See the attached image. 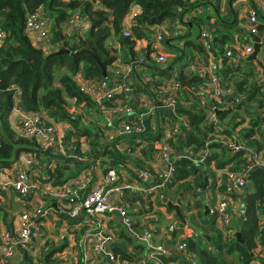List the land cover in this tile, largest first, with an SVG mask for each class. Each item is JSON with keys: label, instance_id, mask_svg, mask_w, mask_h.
Returning <instances> with one entry per match:
<instances>
[{"label": "trees", "instance_id": "obj_1", "mask_svg": "<svg viewBox=\"0 0 264 264\" xmlns=\"http://www.w3.org/2000/svg\"><path fill=\"white\" fill-rule=\"evenodd\" d=\"M204 1L206 0H0V27L6 33L0 45V169L10 166L23 151L31 152L40 165L50 164V158H56L50 151L39 149L34 140L18 135L11 128L8 116L15 95H18L21 109L44 111L49 117L70 124L73 128L71 134L76 137L72 144L76 146L75 152L78 155L88 154L93 159L100 158L104 164L116 169L124 167L127 162L140 163L137 156L130 152L136 147L134 134L119 135L112 142H102V133L109 129L105 121L100 124L91 120L89 125H85L81 115L75 113L74 106L86 108L87 114L90 110H97L96 105L79 91L75 76L80 74L95 81L112 79L108 68L120 60L131 66L126 81L138 94H154L155 89L175 75L173 71L176 66L184 78H190L191 87L200 88L203 78L196 72H186L185 67L204 62L200 60L205 55L203 42L210 45V50L219 64L220 74L234 83L235 90L244 96V99L236 105L230 99H224V105L232 102V106L216 112L219 120L217 124H207L205 114L208 107L200 104L203 94L192 90L191 87L179 89V105L176 112L186 117L188 128L175 141L176 145H173L179 150L208 149L207 165L214 160L219 169L229 164L232 170L240 169L241 165L247 163L243 150L231 152L220 141H212L207 146L205 142L208 138H213L218 131V134L228 135L244 145L255 148L256 151L264 149V82L259 84V74L256 73L259 65L256 59L235 62L226 54L234 35H237L240 42L249 38L246 30L236 21L232 4L235 0L228 1V9L226 4L220 8L217 6L219 3L210 2L214 13L212 16L207 15L206 19L197 13ZM132 5H138L139 12L131 18L130 35H125L124 18ZM38 9L50 20L52 49L48 52L33 45L25 32L26 14ZM256 9L261 17V11ZM73 15H78L88 22L86 31L79 32L74 29L72 34H68L63 30L62 24ZM212 17L214 21L210 22ZM161 24H166L160 32L163 43L174 53L164 66L156 64L146 56L147 52L151 51V39L154 34L151 28ZM194 25L198 28L197 42L189 39ZM204 29L209 31L210 38L205 39L202 36ZM140 41L146 43L142 49L144 53L136 52V45ZM60 49L63 50L61 53H54ZM141 55L145 62H139ZM143 67L151 70L152 78L145 81L142 79L138 69ZM72 97L77 100L75 105L68 102ZM184 101L188 102V105H184ZM141 136L151 138L146 132ZM79 137H85L89 144V150L84 153L79 148ZM123 142L128 144L129 152L118 149L117 144ZM155 150L157 149L151 144L141 149L142 154ZM60 159L56 158L54 169L49 171L54 184L63 183L74 175L73 171L79 170V165L72 160H68L72 162L68 166V161L65 162L66 165L62 164L60 161L63 160ZM67 169L72 172L66 173ZM249 175L250 181L241 195L244 216L238 226L236 225L239 238L235 236L232 240H227L217 230L214 217L205 220L203 203L198 200L190 203V198H196V188H204L205 178L210 182L207 183V188L214 189L215 174L210 169L196 166L188 158L175 162L172 181L167 183V187L178 186L176 193H179L177 198L181 201V214L195 231L192 235L179 239V243H185L187 252L196 254L195 264H250L254 259L261 257L264 252V228H260L264 217V166L252 168ZM176 193L172 194L173 198L177 196ZM193 208L198 209L201 223L194 222V216L190 215ZM1 212L6 226L10 227L2 205L0 214ZM175 218L178 219V229L174 225L169 231L173 237V240L168 242L170 245L177 243L174 237L181 234L183 226V221L177 215ZM123 233L121 232L120 239H126L137 255L123 247L126 246L124 239L122 245L115 247L113 251L133 263L139 259L137 257L146 249V245L138 239L134 241L127 238ZM208 237L209 242L213 243L214 251L200 247ZM76 241L79 243V238ZM48 243L44 245L43 259H39V263L41 260V264H57L55 254L61 251L66 243L62 246ZM169 251L168 255L156 253L160 262L149 261L147 264H166L179 258L178 251L170 248ZM24 260L26 264H33V258L28 254H24ZM261 264H264L263 258Z\"/></svg>", "mask_w": 264, "mask_h": 264}, {"label": "built area", "instance_id": "obj_2", "mask_svg": "<svg viewBox=\"0 0 264 264\" xmlns=\"http://www.w3.org/2000/svg\"><path fill=\"white\" fill-rule=\"evenodd\" d=\"M138 8V5L136 8L131 6L124 18L125 35H130L131 18L139 12L136 11ZM256 8L257 6L250 5L243 17L242 27L249 38L245 42H240L236 36L227 50L226 54L235 62L248 59L253 52L254 35L258 33L260 24L263 25L260 50L261 45L264 46V7L260 9L261 17ZM199 12L200 10L197 11ZM65 23L70 25L69 30L66 29ZM62 27L67 33L74 29L84 32L88 29V22L78 15H73L62 24ZM161 30L154 32L152 36L149 59L164 66L172 55L163 48L165 45ZM25 32L32 44L34 42L35 46L40 47L44 52L52 49L50 20L41 9L26 14ZM202 36L205 39L210 38L209 31L204 29ZM5 37L6 33L0 27V45ZM203 45L205 55L200 60L204 62L191 65L190 70H194L193 72L198 73L204 80L200 104L208 107L205 114L206 123L217 124L216 112L229 108L232 102L234 105L239 104L244 96L235 90L231 80L224 79L220 74L219 64L210 50V45L207 42H203ZM256 60L264 66L262 61ZM139 62H145V58L140 57ZM259 67L262 69L260 65ZM130 70L129 64L117 60L108 68L112 79L95 81L77 74L75 81L79 91L96 105L105 125L109 127L110 132L105 131L107 142H112L119 135L134 134L133 141L136 147L130 152L141 159H144L141 149L148 144L157 149L151 152L148 166L137 167L134 162H127L124 167L116 169L104 164L100 158L93 159L88 154L78 155L75 152L76 146L72 144L76 140V137L71 134L72 129L60 128L61 124L66 125L67 122L53 119L44 111L21 109L18 95H15L9 112V124L13 125L11 128L20 136L34 140L39 149L50 151L54 157L73 159L76 165H79V170L63 183L54 184L50 179L49 171L54 169L56 158H50V164L40 165L31 152L25 151L21 152L10 166L0 169V199L9 197L12 192L15 194L16 201L20 198L28 200L29 206L15 214L10 209L6 210L10 227H7L4 221H0V264H16L17 257L24 254L33 258V264H40L39 259H43L42 253L45 249L40 224L51 210L65 215L81 228L79 243L76 244L74 234L67 232L69 225L66 222L63 224L61 232L65 234H59V240L63 241L67 238L71 246L76 244L78 248L73 250L72 260L61 257L59 262L56 261L57 264H77L75 260H79V264L80 262L82 264H132L127 259L121 258L111 248V244L118 242L121 236H119L121 227L112 224L110 222L112 220H116L125 231L139 237L148 245V253L137 261V264H147L149 261L160 262L156 253L168 255L169 248L154 247L151 243L152 236L146 231L139 235L135 232L134 224L139 213L143 212L142 217L154 213L153 206L156 201L166 200L167 183L172 181L175 162L181 158H188L196 166L210 169L215 174L214 189L209 190L203 202H213L212 207L208 208V214L215 218L216 228L222 237L232 240L236 236L237 221L240 222L244 216L241 195L246 191L247 176L252 168L264 166V149L256 151L255 148L224 134H218L216 131L213 138L206 140L205 145L212 141H220L231 152L243 150L247 163L237 170H232L231 164L219 169L214 160L207 165L208 149L179 150L173 143L176 145L175 141L185 133L188 123L186 117L176 112L179 105L178 91L181 89L177 76L174 75L165 80L153 91L154 94H138L126 81ZM260 77L264 82L263 75ZM224 99H230L232 102L224 105ZM68 102L70 105H75L77 100L72 97ZM184 105H188V102L184 101ZM163 112H167V116L161 117ZM146 119L150 120L151 126L146 127ZM145 132L150 134L151 138L141 136ZM79 141L82 153L89 150L85 137H79ZM117 147L129 152L126 142L118 143ZM37 165L39 168H36ZM81 166L84 167L81 168ZM208 183H210L209 180ZM203 190L206 191L203 188H196L197 199H200ZM34 200L36 202H33ZM151 215V219H157V216ZM147 219L149 218L144 217V220ZM145 225L148 226L146 222ZM260 228H264V217L260 222ZM37 247L42 251L38 256H36ZM174 249L187 253L185 243H179ZM177 263V260H173L166 264ZM190 263L195 264V261L190 260ZM180 264L184 263L181 261Z\"/></svg>", "mask_w": 264, "mask_h": 264}, {"label": "crops", "instance_id": "obj_3", "mask_svg": "<svg viewBox=\"0 0 264 264\" xmlns=\"http://www.w3.org/2000/svg\"><path fill=\"white\" fill-rule=\"evenodd\" d=\"M221 2V0H211V3L212 4H214V3H220ZM233 8H234V10H235V12H236V21H237V23H238V25L239 26H241L242 27V23L244 22V13H245V11H246V9L250 6V5H255V6H257V8L260 10V9H262L263 7H264V0H235L233 3ZM132 6H135V8H136V5H132ZM241 6V8L239 9V7ZM136 11H139V8L136 10ZM210 16H212V15H210ZM213 22L214 21V18L212 17V18H210V22ZM235 20H233V22H234ZM165 25L166 24H161V25H159V26H154V27H152V30L154 31V32H156V31H160L161 29H163L164 27H165ZM69 30V29H68ZM73 31L74 30H72V31H70L68 34H72L73 33ZM78 31V30H77ZM80 32V31H79ZM236 36L237 35H234L233 36V38L232 39H234V38H236ZM197 35L196 34H193L192 33V35L190 36V40H192V41H195V42H197ZM33 45H35V43L33 42ZM146 45V43L144 42V41H140V42H138L137 43V45H136V52H140V53H144V52H142V49H143V47ZM165 45V44H164ZM226 45V44H225ZM163 48H165L166 50H167V52L170 54V55H173V53H171L170 52V50L168 49V47L167 46H164ZM142 56V55H141ZM147 56V55H146ZM187 69V68H186ZM176 71H177V75H178V73H179V69H178V66H176ZM186 72H188L187 70H185ZM138 73H139V75L142 77V79L145 81L146 79H148V78H152L151 77V70H149V69H145L144 67L143 68H139L138 69ZM175 74V73H174ZM181 74V73H180ZM176 75V76H177ZM184 78V77H183ZM178 79V78H177ZM184 79H188V77H185ZM190 79V78H189ZM191 85V84H190ZM202 88H203V86L201 85V87L200 88H196V87H191V89L192 90H195L196 92H198V93H202ZM143 94H145L144 92H143ZM161 113H162V111H161ZM167 112H163V114L161 115V117H165V116H167ZM11 120H12V116H11ZM9 122H10V116H9ZM145 125H146V127H148V126H151V123H150V120L149 119H146L145 120ZM12 125V124H11ZM13 126V125H12ZM108 131V130H107ZM108 132H110V131H108ZM101 141L103 142V141H105V137L103 138V137H101ZM151 152L152 151H148V152H146V154H142L143 155V158L144 159H141V158H138V157H136V156H134V157H136V158H138L139 160H140V163H136L135 162V164L137 165V167H142V166H148V163H149V159H150V154H151ZM134 155H135V153H133ZM62 160H72V162L73 163H75V161L73 160V159H68V158H66V157H63V158H61ZM76 164V163H75ZM70 169H73V168H70ZM69 172H72V171H66V173H69ZM73 173H77V171H73ZM97 179V178H96ZM177 185L176 186H174V187H170L169 186V188L166 190V199L167 200H169V201H171L172 203H176L177 202V200H178V192L176 193V190H177ZM203 189H205L206 191H204L203 190V193H201V196H200V199H197V196H198V194L196 195V198H194V199H191L190 198V203L192 204V203H194V201H200V202H202L203 203V208L204 209H206V206L209 208V207H212V205H213V202L212 201H204L203 202V199H205V198H207V195H208V193L210 192L209 190V188H207V186H205V188H203ZM168 193H169V196H168ZM173 193H176L177 194V196L175 195V197L173 198L172 197V194ZM180 200V199H179ZM16 201V200H15ZM186 203V202H185ZM143 206H144V204H143ZM153 208H154V213H155V216H157V219L155 220V219H151V218H149V219H147V220H144V217H142L144 214H143V212L142 213H139L138 215H137V218H136V221H135V224H134V229H135V232L136 233H138L139 235L140 234H142V232L143 231H146L148 234H150V236H152V244L154 245V247L156 246V247H160V246H163V247H168V248H170V249H174V248H176V245H178L179 244V239H181L182 237H184V236H189V235H192L193 234V228H191L190 226H189V224H187V221L185 220V218L183 217V219H181L182 221H183V226H182V231H181V234L180 235H178V236H175L174 238H175V240L177 241V243H175V244H173V245H170L168 242L170 241V240H173V237H171V234L170 233H168L167 235H166V233H161L162 235H164L163 236V238H162V241H156V238L160 235V233H159V231L156 229V227L157 226H159V225H161L162 224V222H163V220H162V218L164 217H166V215H163V213H162V211L164 212L165 210L166 211H172L173 212V210H170L168 207H167V205H166V203H165V201H156V204L153 206ZM142 211H145V210H142ZM157 211H159L160 212V215L159 214H157L156 212ZM206 211V210H205ZM175 212V211H174ZM61 215V214H60ZM177 215V214H176ZM190 215H193L194 216V222H197V223H201V220H200V216H199V214H198V209L197 208H193L192 209V211H191V214ZM190 215H188V216H190ZM198 215V216H197ZM64 216V215H63ZM204 216H205V220H208V219H210V215L208 214V212H204ZM178 217V216H177ZM45 218V217H44ZM43 218V219H44ZM56 219H58L57 217H55ZM179 218V217H178ZM174 219H177V218H175V215H174V218H173V220ZM68 221H69V229H68V231H69V233H71V234H74V237H75V239H77V238H80V233H81V228H79V225H77V224H75V221H71V220H69V219H67ZM178 220V219H177ZM175 221V220H174ZM59 222H61L60 224H61V227L63 226V224H65V221H64V219L63 218H59ZM112 224H117L119 227H121V230H120V233H119V236L121 235V232H124L123 233V235H125L127 238H130V239H132V240H140V241H142L139 237L137 238V237H135V236H132L130 233H128L127 231H125L124 229H123V227L116 221V220H112V221H110ZM142 222H144V224H142ZM145 222L148 224V226L147 225H145ZM67 223V222H66ZM237 223H240L239 221H237ZM68 224V223H67ZM150 224H152L151 226H150ZM45 225H48V222L47 221H44V220H42V222H41V224H40V233L42 234V236L44 235V233H45V235H46V232H44L43 233V231H42V227H44ZM157 225V226H156ZM174 227H176L177 229H178V225L176 226H174ZM173 226H172V229L174 228ZM181 228V227H180ZM171 230V229H170ZM195 232V231H194ZM152 233V234H151ZM79 234V235H78ZM50 235H48V237H49ZM44 238V237H43ZM159 238V237H158ZM45 239V238H44ZM124 239V238H123ZM123 239L121 240V242H114V243H112L111 244V248L114 250V248L115 247H118V246H120V244L122 245V242H123ZM126 239H124V241H125ZM63 242V241H62ZM139 242V241H138ZM125 243H126V246H123L128 252H133V249H132V247H131V245L130 244H128L126 241H125ZM142 243H144L146 246V249L144 250V251H142L139 255H138V257L137 258H139V259H137L136 261H134L135 262V264H137L136 262L137 261H139L142 257H145V254L146 253H148V245L144 242V241H142ZM205 243H209V244H211V246H208V247H206V248H208V250L209 251H214L215 249L213 248V243L212 242H209V237H208V239H207V241L205 242ZM62 244V243H61ZM125 245V244H124ZM53 246H55V245H53ZM59 246V245H58ZM65 247V246H64ZM172 251V250H171ZM168 252H170V251H168ZM175 252V251H174ZM178 252H180V251H178ZM178 252H177V254H178ZM181 254L179 255L178 254V256H179V258L178 259H176L177 260V264H180V262L182 261L184 264H191L190 263V258L188 257V254L186 253H182V252H180ZM193 256H194V258H196L197 259V257H196V254L194 253V252H190ZM132 254V253H131ZM137 255L136 254V252L134 251L133 252V255ZM264 254V252H262V255ZM141 255H143L142 257H141ZM140 256V257H139ZM180 258H181V260H180ZM175 260V261H176ZM18 262H20V264L22 263V264H26V262H25V260H24V256L22 255L21 257H19V261ZM174 263H176V262H174Z\"/></svg>", "mask_w": 264, "mask_h": 264}, {"label": "rangeland", "instance_id": "obj_4", "mask_svg": "<svg viewBox=\"0 0 264 264\" xmlns=\"http://www.w3.org/2000/svg\"><path fill=\"white\" fill-rule=\"evenodd\" d=\"M228 1L229 0H221V2L217 6H219L221 8V7H223L226 4L225 7L228 9ZM204 2L205 3L201 5L202 7L200 8V12L199 13L201 14L202 18L206 19L207 15H212L214 13V9H213L212 6H210L211 0H206ZM240 8H241V6L239 7V9ZM65 26H66V29H69V27H70V25H68L66 23H65ZM192 32H193V34H197L198 33V28H197L196 25L193 26ZM110 40H111V38H110ZM256 59H258L259 61H262L264 63V46H261V50L258 53ZM190 69H191L190 68V65H188L187 67H185V70H187V71H189ZM190 71H194V70H190ZM173 72L175 73V75H177L176 68H175V70ZM256 73L259 74V84H262V81L260 79V75H263V71H262V69L259 66H258V68H256ZM235 76L236 75H233V77H235ZM263 78H264V75H263ZM74 107H75V110H74L75 113L81 115L82 122L85 125H89L91 123V120L92 121H95L96 123L98 122V123L101 124V121L103 123V119H102V117L100 115L101 113L99 112L98 109L97 110L96 109L95 110H90V111H88V114H87L85 112V110H87L86 108H84L82 106H74ZM74 107L72 109H74ZM218 122H219V120H218ZM65 124L66 125L61 124L60 125V128L61 129H64V130L65 129H73L70 124H68V123H65ZM68 125H70V126H68ZM16 133L18 134V132H16ZM105 133L106 132H104L102 134L105 136ZM104 136H103V138H104ZM226 136L228 137V135H226ZM60 160H62V159H60ZM67 161L68 160H63V161H60V162L62 164H66ZM68 162H69L68 163V166H69V164H71L72 162L71 161H68ZM36 168H39V165H37ZM68 170H70V169H67L66 171H68ZM15 200H16L15 194L11 192L9 194V197L4 198L3 200L0 199V205L4 206V209L5 210H8L9 211V209H10L12 211V213H14V214L17 213V212H20L23 209H26V208L29 207L28 206V203H27L28 200H24V199H21V198L18 201H15ZM33 202H36V200H34ZM44 203H46V202L44 201ZM183 204H185V202H183ZM156 213L160 215V212L159 211H157ZM162 213H163V215H166V217L165 218L164 217L162 218L163 222H162L161 225H159V226L156 225L157 226L156 229L160 233V235L158 236L159 238L157 237L156 238V241H162V238L164 236V235L161 234L162 232L163 233H166L167 232L166 233V235H167L169 233L170 229H172V226H174V225L177 226L178 225V223H177L178 220L177 219H175V221L173 220L174 215H176V213L174 211L173 212L172 211H169L168 212V211L165 210L164 212L162 211ZM151 214L146 215L144 217L151 218L150 215L151 216H155V213L152 212ZM2 215H3V213L1 212V214H0V221L1 222L4 221ZM55 217H57L58 219H56ZM60 217L63 218L64 221L68 223V225L70 224L65 215L64 216L62 214L60 215V214H58V213H56V212H54V211L51 210V211H49V213L43 219L44 221H47L48 222V225H45L44 227H42L43 233L46 232V235L44 233V235L42 236V240L44 242V245H46L47 242H49L48 245H51L52 244V245H55V246H58V245L59 246L60 245L62 246L63 243H66L64 245L65 247H63L61 251H59L57 254H55V259L58 262L60 261V258L61 257H65V258H68V259L72 260L73 250L75 248L76 249L78 248V246L76 245L77 242H76L75 246H73V245L71 246L70 240L68 241L67 238L65 240H63V242L59 240V238H58L59 237V234H61V235H64L65 234V232H61V229H62L61 228V224H60L61 222H59V218ZM6 221L7 222L10 221L9 220V216L7 217V211H6ZM2 225H4V224H2ZM151 225L152 224H150V226ZM67 232L69 234V231H67ZM48 235H50V236L48 237ZM121 236H120V238H121ZM72 242L75 243V241H72ZM118 242H121V239H119ZM202 246L208 247V246H211V244L203 242V244H201L200 247H202ZM37 249H38V254L36 256H38L39 254L41 255V253H42L41 249L39 247H37ZM187 254H188V257L191 260H196V258H194V256L190 252H187ZM260 256L261 257L258 256L259 259H254V261L251 262L250 264H261L262 258L264 259V254L263 255H260ZM19 257H21V256H18L17 257V261H19ZM180 260H181V258H180ZM75 261L77 262V264H79V260H75ZM80 263L82 264V262H80ZM16 264H20V262H17ZM40 264H41V260H40ZM74 264H76V263H74ZM132 264H135V262H133Z\"/></svg>", "mask_w": 264, "mask_h": 264}, {"label": "water", "instance_id": "obj_5", "mask_svg": "<svg viewBox=\"0 0 264 264\" xmlns=\"http://www.w3.org/2000/svg\"><path fill=\"white\" fill-rule=\"evenodd\" d=\"M262 37H263V25L260 24L259 27H258V33L256 35H254V43H253L254 50L249 55L248 59H256L257 58V55H258L259 50H260V40H261ZM62 51L63 50L60 49L58 51H55L54 53H61ZM68 52L71 53L70 51H68ZM72 54H74V53H72ZM147 58H149V52H147ZM258 64L262 67L263 75H264V66L260 62ZM177 78H178V80L180 82L181 88L191 87L189 78L188 79H184L183 76L180 73H178ZM247 180L250 181V175L247 176ZM207 183H208V179L205 178V182H204V185H203L204 188L207 185ZM165 203H166L167 207L170 210L175 211V213L177 214V216L180 219H183V215L181 214V211H180L181 201L179 199L177 200L176 203H172L171 201L166 199ZM205 210H206L205 212H208V207L207 206H206ZM236 237L239 238V233L236 234ZM178 254L180 255L181 253L178 252Z\"/></svg>", "mask_w": 264, "mask_h": 264}]
</instances>
